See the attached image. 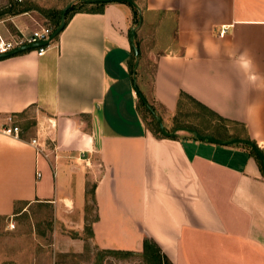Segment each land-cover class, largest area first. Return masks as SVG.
Segmentation results:
<instances>
[{"label":"crops","instance_id":"0c3cea01","mask_svg":"<svg viewBox=\"0 0 264 264\" xmlns=\"http://www.w3.org/2000/svg\"><path fill=\"white\" fill-rule=\"evenodd\" d=\"M136 6L139 26L128 4L110 3L75 13L43 56L0 60V225L51 208L66 255L54 264L87 252L146 264V239L172 264H264L258 160L196 137L264 153V0ZM37 27L23 14L0 21V36ZM136 89L174 137L155 133ZM9 117L18 138L3 133Z\"/></svg>","mask_w":264,"mask_h":264},{"label":"rangeland","instance_id":"374dc122","mask_svg":"<svg viewBox=\"0 0 264 264\" xmlns=\"http://www.w3.org/2000/svg\"><path fill=\"white\" fill-rule=\"evenodd\" d=\"M89 1L90 0H0V21L10 20L16 16L26 14V17L35 24V27L38 26L37 28H39V25L53 27L54 25L51 20L45 17V11H60L68 5L76 9H89L94 5V3H90ZM85 2L89 4L85 5ZM142 2L143 0H135L136 4H142ZM14 7L19 10L29 9V11L15 16L2 15V13ZM139 11L140 9L138 8V12ZM140 107L144 116L157 126L156 121L151 115L152 113L150 114L141 104ZM90 205L92 206V204ZM53 215L54 211L51 208H34L29 215L26 214L13 218L15 225L13 230H9V222L12 219L4 221V224L0 225V260L7 264H12V262L15 261L20 264H54L62 260L63 256L65 257L66 255L58 253L55 237L50 233L56 228V221ZM90 255L91 254L87 252L85 256L67 255V257L77 260L82 264H97L98 258L96 257L97 259L95 260L93 254ZM127 260H133L134 262V259ZM100 261L102 264H104V261L105 264H113L110 259L106 258Z\"/></svg>","mask_w":264,"mask_h":264},{"label":"trees","instance_id":"16d2710c","mask_svg":"<svg viewBox=\"0 0 264 264\" xmlns=\"http://www.w3.org/2000/svg\"><path fill=\"white\" fill-rule=\"evenodd\" d=\"M85 5H88V2L84 3ZM110 3H94L93 7L89 8V9H76L75 7H71L69 9V11L67 12V14L65 16H63L62 14V10L60 11H55V10H50V11H45L44 15L46 18H49L52 22V24L54 25V29H56L57 27H59L61 25L62 22H65V24L67 25L70 18L78 12H87V13H102L104 10V7ZM123 4H128L132 10H133V14H134V24L136 26H139L141 23V17L140 14L138 12V8L136 6L135 0H129L127 2H123ZM92 6V5H91ZM29 9H17V8H12L9 9L8 11H5L4 13H2V15H18V14H22L25 12H28ZM140 104L143 105L146 110L151 114V110H149L145 104L143 103L142 100H140ZM152 109V108H151ZM153 110V109H152ZM153 119L156 121L157 124V130H155V133H160V127L159 124L155 118V116H153ZM252 154L256 157V159L258 160V163L260 164L262 171H263V167H262V162L260 160V158L255 154V152L251 149ZM264 173V171H263ZM143 261L146 264H172L170 262V260H168V258L162 253L160 247L156 244L155 241H153L152 239H146L145 240V247H144V253H143Z\"/></svg>","mask_w":264,"mask_h":264},{"label":"water","instance_id":"95a60500","mask_svg":"<svg viewBox=\"0 0 264 264\" xmlns=\"http://www.w3.org/2000/svg\"><path fill=\"white\" fill-rule=\"evenodd\" d=\"M127 1H129V0H90L89 2L90 3H97V2H100V3H123V2H127ZM70 8H71V5H68L67 7H65L62 10L63 16H65L67 14V12L69 11ZM65 27H66L65 22H62L61 25L53 31L49 40L41 41V42H37V43H32V44H26V45H23L21 47H17V48H15V49L7 52V53L0 54V60L8 58V57H12L14 55L23 53L25 51L35 50V49L40 48V47L48 46L52 40H54L58 35H60V33H62V31L64 30ZM135 34H136L135 30H133L131 33V38H133L135 36ZM136 53H138V51H136ZM137 93H138L140 99L145 104V106L152 111L151 113L153 115H155V112L150 108V105L148 104V102H147L146 98L143 96V94L138 90H137ZM157 121L159 123L161 132L164 136H166V137H174L175 136L174 133H169L165 129L164 124H163L161 119H157ZM196 137L201 141H207L209 143L218 144V145H231V144L247 145L260 158V160L262 162L263 171H264V153L260 150V148L256 145V143H254L250 140H245V139H233V140L224 142V141H222L220 139H216L212 136H205V135H201L199 133H196Z\"/></svg>","mask_w":264,"mask_h":264},{"label":"built area","instance_id":"2783aa9c","mask_svg":"<svg viewBox=\"0 0 264 264\" xmlns=\"http://www.w3.org/2000/svg\"><path fill=\"white\" fill-rule=\"evenodd\" d=\"M53 31H54V27L52 26H42L41 28L33 31L29 37L22 35L13 40L7 41L0 36V54L7 53L17 47H21L26 44L47 41L50 39V36L53 33ZM224 34H226V29H223L221 32V35ZM48 46L37 48L36 51L38 55L43 56L46 53ZM8 120L11 125L5 127L3 133L5 135L18 138L21 133L20 126L14 123L13 117H9ZM31 144L36 147L38 153L40 154L44 153L43 147L39 144L38 139H33L31 141ZM10 227L14 228V224L13 223L10 224Z\"/></svg>","mask_w":264,"mask_h":264}]
</instances>
